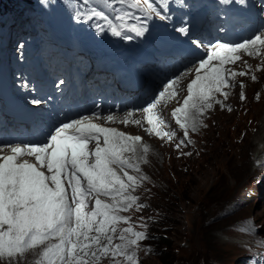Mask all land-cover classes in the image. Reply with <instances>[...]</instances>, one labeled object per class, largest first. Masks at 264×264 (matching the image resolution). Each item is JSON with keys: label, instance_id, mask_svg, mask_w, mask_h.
<instances>
[{"label": "snow or ice", "instance_id": "6c2138e0", "mask_svg": "<svg viewBox=\"0 0 264 264\" xmlns=\"http://www.w3.org/2000/svg\"><path fill=\"white\" fill-rule=\"evenodd\" d=\"M221 2L230 4L232 0ZM236 2L244 4L245 0ZM143 3L147 5L146 12L155 11L149 0ZM131 5L140 7L141 0H131ZM94 17L111 25L104 11L90 9L76 13L77 20ZM116 19L124 21L125 16ZM146 30L145 26H130V31L137 35ZM111 31L121 35L116 27ZM178 31L187 36L190 30L181 26ZM192 43L203 46L198 40ZM262 49L264 25L243 42L227 41L206 48L203 55L190 61L191 69L169 79L140 109L150 126L145 132L168 141L177 136L176 131L164 130L169 125L158 110L177 99L181 79L194 70L195 78L187 85V96L171 112L175 125L183 132L177 148L191 143L189 131H196L203 124L200 117L212 108L215 94L221 93L227 99L223 90L237 86L236 76L247 75L226 65L239 61L241 50L259 57ZM251 78L257 79L255 75ZM239 87V99L244 100V84ZM133 115L128 112L121 123L126 127L129 124L143 127L141 120L132 119ZM101 118L95 114L55 121L22 144L0 141V264H24L26 255L38 249H41L39 259L34 264H100L109 257L114 264H119L117 257H124L129 264H140L135 249L148 238L147 233L135 231L132 226L121 229L118 237L116 233L120 223L130 224V217L121 212L145 207L131 192L148 179L146 175L129 174L128 170L140 173L141 167L124 154L140 153L138 160L146 163L150 148L142 143L140 135L93 122ZM103 119L113 122L115 117L108 115ZM92 142L94 147L89 148ZM28 157H34V162ZM114 238L120 243L114 244Z\"/></svg>", "mask_w": 264, "mask_h": 264}, {"label": "rangeland", "instance_id": "374dc122", "mask_svg": "<svg viewBox=\"0 0 264 264\" xmlns=\"http://www.w3.org/2000/svg\"><path fill=\"white\" fill-rule=\"evenodd\" d=\"M39 7L43 9L41 3ZM16 19L23 22L22 16ZM257 67L259 70L253 74L257 79L252 80L250 75L242 82L246 98L239 99L238 87L224 105L206 111L201 118L203 124L191 132L195 141L180 146L183 152L175 148L183 139L181 131L166 143L147 137L152 145L149 160L140 173L131 171V175H146L155 185L150 183L154 187L152 193L150 180L139 189L145 215H150L147 230L161 229L160 222L156 223V213L168 219L166 224L172 225L168 236L170 247L162 249L171 256L172 264H240V258L248 260V256L251 261L264 263V247L249 246L250 241L264 244V167L254 165L252 144L264 117V68ZM141 210L133 207L121 212L130 217V224L120 223L117 232L129 226L135 231L142 227ZM253 222L258 227V236ZM152 244L153 250L139 244L138 250L147 252L139 254L140 264H164L159 258L158 244ZM39 251L29 252L24 264H34ZM100 264L114 261L102 259Z\"/></svg>", "mask_w": 264, "mask_h": 264}, {"label": "trees", "instance_id": "16d2710c", "mask_svg": "<svg viewBox=\"0 0 264 264\" xmlns=\"http://www.w3.org/2000/svg\"><path fill=\"white\" fill-rule=\"evenodd\" d=\"M20 4L26 11H29L30 13H34L35 12L34 0H20ZM158 215H159L158 220L160 221L161 229L158 230L159 231L158 234L153 235L154 242L156 244H158V247H159V250H160V254H159L160 260L164 264H172L173 262L171 263V260H172L171 256H169V254H168V252L166 250L165 251L163 250V249H169V247H170V244H169L170 242L168 240V238H169L168 236H169V231L171 230L170 227L172 225L171 224H169V225L166 224V220H168V219L165 216H163L162 214H158ZM157 252H158V249H157Z\"/></svg>", "mask_w": 264, "mask_h": 264}, {"label": "bare ground", "instance_id": "6f19581e", "mask_svg": "<svg viewBox=\"0 0 264 264\" xmlns=\"http://www.w3.org/2000/svg\"><path fill=\"white\" fill-rule=\"evenodd\" d=\"M259 66V65H258ZM261 66V65H260ZM264 96V95H263ZM202 116L200 117V119ZM260 131L258 132V135L255 137L253 140L252 144H254V151H253V156H254V165H257V163H260V166L264 167V117L262 119V122L260 124ZM143 144H146V141H142ZM166 143V142H165ZM167 145V144H166ZM152 149H150V152ZM154 152V151H153ZM152 153V152H151ZM150 158V157H149ZM149 160V159H148ZM154 160V159H152ZM253 164V163H252ZM255 167V166H254ZM143 168H141L142 170ZM254 169V168H253ZM257 169V168H256ZM159 170V169H158ZM134 172V171H132ZM116 236H119V233L116 234ZM114 244L115 243H120L118 239L114 238Z\"/></svg>", "mask_w": 264, "mask_h": 264}]
</instances>
